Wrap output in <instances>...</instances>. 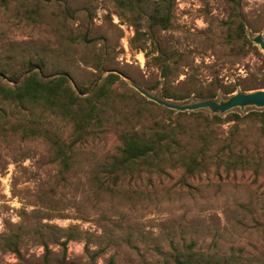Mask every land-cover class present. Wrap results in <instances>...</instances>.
Listing matches in <instances>:
<instances>
[{"label": "rangeland", "instance_id": "rangeland-1", "mask_svg": "<svg viewBox=\"0 0 264 264\" xmlns=\"http://www.w3.org/2000/svg\"><path fill=\"white\" fill-rule=\"evenodd\" d=\"M166 5L168 26L152 25L150 14ZM258 33L264 37V0L1 1L7 78L21 79L32 62L46 75L66 73L87 92L109 73L120 79L102 104L103 131L77 145L66 172L43 137L0 142V264L62 257L67 264H176L175 255H190L192 264H264V135L256 121H226L230 112L264 107H235L211 122L177 117L130 82L160 98L165 91L187 96L164 98L179 104L204 100L207 90L216 101L253 91L264 78V54L251 39ZM175 123L187 141L210 132L207 156L234 137L250 163L226 169L212 157L200 173L177 167L116 192L97 186L94 176L116 153L120 133L149 137ZM70 130L62 126L64 136Z\"/></svg>", "mask_w": 264, "mask_h": 264}, {"label": "trees", "instance_id": "trees-1", "mask_svg": "<svg viewBox=\"0 0 264 264\" xmlns=\"http://www.w3.org/2000/svg\"><path fill=\"white\" fill-rule=\"evenodd\" d=\"M3 0H0V3ZM169 5L165 8L157 7L150 14L152 25L166 28L170 22ZM240 27L243 29V25ZM38 66L32 62L28 64L23 77L6 79L0 71V142L8 135H18L23 139L35 136L43 137L52 149L53 161L60 166L61 172L70 169L77 145L96 138L103 131L102 104L109 97L110 86L116 82L119 75L109 73L103 81L91 92L75 88L69 76L64 72L49 75L43 74ZM264 88L262 82L252 89ZM243 90H248L243 86ZM234 87L224 89L231 93ZM164 98L175 100L184 99L183 94L163 92ZM216 91L207 90L204 99H213ZM174 113V110L164 108ZM177 117L196 115L211 122L220 118L216 114L209 116L201 110L175 112ZM226 121H233L237 126L244 118L258 123V129L264 135V112L249 111L244 116L236 112L227 114ZM61 122V125L58 122ZM69 124L70 133L64 136L62 126ZM186 132L179 123H175L162 130L155 131L149 137H142L136 132L119 134L117 151L98 171L94 179L97 186L107 192H116L132 182L141 181L143 177L150 179L152 175L158 177L166 174L170 169L182 167L188 174L204 171L209 163L208 158L214 157L212 163L226 169H236L247 166L250 162L244 154L236 148L234 137L227 143L225 149L218 150L212 156L206 155V148L210 145V132H198L185 140ZM197 139L201 140L197 147ZM147 179V180H148ZM73 234H67L62 244L65 246ZM190 255L181 259L173 257L176 264H192ZM112 261V259H111ZM43 264H50L44 262ZM52 264H67L65 257Z\"/></svg>", "mask_w": 264, "mask_h": 264}, {"label": "water", "instance_id": "water-1", "mask_svg": "<svg viewBox=\"0 0 264 264\" xmlns=\"http://www.w3.org/2000/svg\"><path fill=\"white\" fill-rule=\"evenodd\" d=\"M252 41L258 45L264 54V37L262 34L258 33L253 36ZM3 78L6 79L4 75ZM131 85L143 96L147 97L149 100L156 102L157 104L172 109L176 112L184 111H196L201 109H208L212 113L221 114L225 113L235 107L243 108L245 106H255V107H264V89H255L249 92H236L228 98L220 101L214 99H204L186 104H179L168 99L160 98L157 94H151L145 89L141 88L134 82L130 81Z\"/></svg>", "mask_w": 264, "mask_h": 264}]
</instances>
